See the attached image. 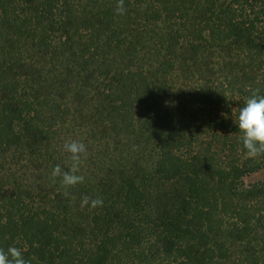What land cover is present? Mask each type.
I'll list each match as a JSON object with an SVG mask.
<instances>
[{
  "label": "trees",
  "instance_id": "1",
  "mask_svg": "<svg viewBox=\"0 0 264 264\" xmlns=\"http://www.w3.org/2000/svg\"><path fill=\"white\" fill-rule=\"evenodd\" d=\"M0 0V248L31 264H264V0ZM88 155L66 198L65 141ZM135 147V150L133 148ZM103 199L96 209L80 197Z\"/></svg>",
  "mask_w": 264,
  "mask_h": 264
},
{
  "label": "clouds",
  "instance_id": "2",
  "mask_svg": "<svg viewBox=\"0 0 264 264\" xmlns=\"http://www.w3.org/2000/svg\"><path fill=\"white\" fill-rule=\"evenodd\" d=\"M125 0H117L115 13L117 15L126 14ZM249 95L245 98L243 106L237 110L235 125L239 133V141L245 154L249 158L264 156V94L259 88H249ZM136 146H133L135 150ZM62 150L68 154L67 170L56 165L50 178L53 183L59 180V185L63 189L66 198L75 199L70 189L78 184L84 183L85 177L80 173L84 160L87 158V146L80 140L65 141ZM103 206V199L83 195L80 197V207L96 209ZM0 264H31L25 259L21 248L9 246L6 250L0 248Z\"/></svg>",
  "mask_w": 264,
  "mask_h": 264
},
{
  "label": "rangeland",
  "instance_id": "3",
  "mask_svg": "<svg viewBox=\"0 0 264 264\" xmlns=\"http://www.w3.org/2000/svg\"><path fill=\"white\" fill-rule=\"evenodd\" d=\"M263 177H264V172L252 176L250 179H248L247 182H256L261 180Z\"/></svg>",
  "mask_w": 264,
  "mask_h": 264
}]
</instances>
